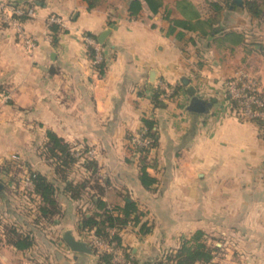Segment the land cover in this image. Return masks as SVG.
<instances>
[{
    "label": "crops",
    "instance_id": "0c3cea01",
    "mask_svg": "<svg viewBox=\"0 0 264 264\" xmlns=\"http://www.w3.org/2000/svg\"><path fill=\"white\" fill-rule=\"evenodd\" d=\"M162 1L158 14L143 4L132 18V0H101L93 9L85 0H0L30 9L20 28L0 22V162L17 171L15 177L0 175V264H98L94 248L92 255L75 253L62 240L70 231L91 245L94 234L80 230V221L98 211L97 200L110 208L135 203L146 214L150 234L141 235L138 227L121 233L138 264H159L200 231L219 248L210 264H264V137L257 124L234 116L224 86L247 70L264 94V15H251L245 0L243 6L187 0L201 20H215L202 35L171 30L166 10L184 20L177 7L182 0ZM209 2L222 6L221 13ZM52 16L65 27L50 24ZM51 26L60 28L56 37ZM228 33L234 36L226 38ZM23 37L36 47L28 48ZM85 37L101 46L102 75ZM183 80L209 104L207 113L189 110ZM161 83L175 93L156 108L152 98ZM144 117L156 122L158 139L147 169L156 184L149 189L130 150ZM48 133L77 158L68 178L86 183L80 200L57 182L45 151ZM28 171L60 189V213L51 220L39 218L40 200L27 194ZM10 228L30 235L33 246L15 248Z\"/></svg>",
    "mask_w": 264,
    "mask_h": 264
},
{
    "label": "trees",
    "instance_id": "16d2710c",
    "mask_svg": "<svg viewBox=\"0 0 264 264\" xmlns=\"http://www.w3.org/2000/svg\"><path fill=\"white\" fill-rule=\"evenodd\" d=\"M91 9L95 8L101 0H85ZM143 4L155 15L158 14L164 7L162 0H132L129 6V13L132 18H137L143 11ZM209 8L216 13H221L222 6L216 2H209ZM178 9L184 16V20H176L170 18L171 11L166 10V17L171 23V30L181 28L187 32L199 33L207 35V31L213 30L214 18L201 20L198 11L187 0H182L177 3ZM245 8L255 17H262L264 15V0H245ZM20 19V18H19ZM51 31L54 36L60 33V28L51 26ZM233 33L225 34V37H233ZM238 40H242L241 36H237ZM88 55L91 60L95 59L96 51L88 48ZM99 73L102 75L105 70V63L101 62L96 66ZM164 94L160 89L153 94V104L156 108L162 106L160 97ZM229 98V97H228ZM233 108L236 104L229 98ZM143 126L147 129V137L151 139L149 148H142L133 150L130 147L132 158L136 159L141 167L140 181L142 185L149 189L156 184V180L149 176L147 169L152 166L151 157L153 152L158 149V139L156 132V122L149 118H143ZM46 154L56 165L57 182L65 185L64 193L70 194L73 200H80L86 188V183L75 184L69 182L68 173L77 162L75 154L71 151V147L65 143L61 138L53 133H48V142L45 147ZM3 169V174L7 175L12 170L9 167ZM28 177L33 185V192L27 193L31 196H36L40 200L38 206L39 218L51 220L56 215H59V203L57 201V194L59 187L54 181L49 180L46 176L39 172L28 171ZM97 212L88 217L86 214L82 215L80 221V230L93 233L95 237L107 242L115 244L121 249L124 258L129 264H138L132 250L123 246L121 233L129 227H138L140 234L145 236L151 233V227L147 222H144L146 214L140 211L135 203H127L124 207L110 208L101 200L94 201ZM115 229L116 232L112 233ZM11 240V244L18 250H28L33 246V238L30 235L19 233L16 229L10 228L7 230ZM211 238L204 232H197L190 238L182 241L180 247L171 252H167L159 264H210L215 254L219 251L217 246L210 244ZM95 255L98 257V264H112V254L102 253L98 254L95 250Z\"/></svg>",
    "mask_w": 264,
    "mask_h": 264
},
{
    "label": "built area",
    "instance_id": "2783aa9c",
    "mask_svg": "<svg viewBox=\"0 0 264 264\" xmlns=\"http://www.w3.org/2000/svg\"><path fill=\"white\" fill-rule=\"evenodd\" d=\"M28 14H30V9L26 6L12 7L9 4L0 3L1 23H6L10 26L20 28L21 22L19 18ZM49 22L50 24H58L62 28L65 27L64 22L55 16H52ZM18 32L19 34H22L20 29ZM23 40L28 48L34 49L36 47L32 39L23 37ZM85 41L88 47H92L96 51L93 65L96 66L100 64L102 61L101 46L91 37H85ZM224 86L228 97L236 104V108L232 107L234 116L243 123L257 124L261 135L264 137V94L261 91L256 79L247 70H241L236 74V76L227 80ZM158 89L164 92V94L160 97V100L163 101L165 99H170L175 93V89L163 83L159 84ZM146 135L147 129L143 126V128L130 139V147L133 150L149 148L151 145V139H149ZM88 154L90 156L95 155L93 151L88 152ZM5 167L6 164H2L0 162V175H3V169ZM25 187L27 191L33 192V185L29 177L25 179ZM115 232L116 230L113 229L112 233ZM90 244L98 254H112V264H129L131 262V259L127 261L124 258L121 249L114 243L109 244L94 236L92 237Z\"/></svg>",
    "mask_w": 264,
    "mask_h": 264
},
{
    "label": "water",
    "instance_id": "95a60500",
    "mask_svg": "<svg viewBox=\"0 0 264 264\" xmlns=\"http://www.w3.org/2000/svg\"><path fill=\"white\" fill-rule=\"evenodd\" d=\"M234 3L237 6H243V0H234ZM108 33H109V31H107L105 34H103L102 37L99 39V43L101 45L104 44V41H105ZM182 82H183V86L187 87V93L192 99L189 110L192 112H195V113H199V114L207 113L209 110L208 109L209 104H207V102L199 99L196 96V90L194 87L189 86V84H190L189 80H183ZM1 188H2V185L0 184V189ZM62 240L72 252L87 254V255L93 254L92 246L86 242L79 241V240L75 239V237L72 235V233L70 231L63 234Z\"/></svg>",
    "mask_w": 264,
    "mask_h": 264
},
{
    "label": "rangeland",
    "instance_id": "374dc122",
    "mask_svg": "<svg viewBox=\"0 0 264 264\" xmlns=\"http://www.w3.org/2000/svg\"><path fill=\"white\" fill-rule=\"evenodd\" d=\"M2 163V162H1ZM3 164V163H2ZM8 164H6V166H7ZM6 168V167H5ZM8 171H10V170H8ZM10 175H14V177H15V175H17V171H15V170H12L11 172H10ZM13 177V178H14ZM210 244L211 245H215V244H213V242H210Z\"/></svg>",
    "mask_w": 264,
    "mask_h": 264
}]
</instances>
